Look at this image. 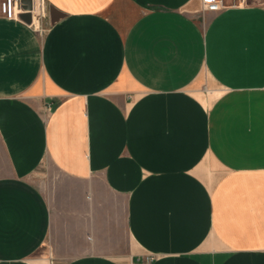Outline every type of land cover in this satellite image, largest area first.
Masks as SVG:
<instances>
[{"label": "crops", "instance_id": "0c3cea01", "mask_svg": "<svg viewBox=\"0 0 264 264\" xmlns=\"http://www.w3.org/2000/svg\"><path fill=\"white\" fill-rule=\"evenodd\" d=\"M45 3L43 33L0 16V264H264V125L237 113L255 143L236 156L215 104L232 167L208 200L188 89L207 71L219 103L264 90V0H225L205 25L201 0Z\"/></svg>", "mask_w": 264, "mask_h": 264}, {"label": "rangeland", "instance_id": "374dc122", "mask_svg": "<svg viewBox=\"0 0 264 264\" xmlns=\"http://www.w3.org/2000/svg\"><path fill=\"white\" fill-rule=\"evenodd\" d=\"M29 6L31 7V13H28L26 16L22 17V20L25 21L27 24L31 25L36 14H38V26L36 27L38 33L46 32V28L49 26V18L47 17V7L44 5L45 1L43 0H29ZM201 11L198 13V18H200L201 23L203 25L206 24V22L209 19V12L211 11H205L202 9L201 5ZM2 17V16H1ZM41 20V22H40ZM191 92L193 104H196L198 107L197 110H195V114H193V139H199L202 137V140H207V146L200 147L199 141L196 140V144L193 147L192 152L195 153L194 150H197L198 153H202L201 162H193L190 165V168H192V175L195 180L200 182L202 184L205 193H207L208 200H210V193L212 189H214V186L217 183L218 177L221 175V173L225 172L228 169H231V165L228 162H225L228 160V156L231 154L226 152L227 154H224V159L220 158V156L217 155L215 152V146H220L221 139H214L216 134V126L214 125V122H217L218 117L214 116L213 111L214 108H216L215 104H222L223 110V122L228 121L227 124L223 123V133H224V139L223 142L225 144L223 148L227 147H234L233 149H240L238 151L237 155H253V145H254V139H252L251 134L249 135V131H251V127H249V122H251V119L249 118L244 124H238L235 122L234 125H232L231 120L234 118L233 121L237 118V113L241 111L240 119L243 117V113L246 114L255 113L257 115L255 119V124H263L264 125V90L255 92V98H245V99H224L222 103H219V97L220 89L219 84L217 81L214 80L213 76L209 72H203L201 78L193 84L191 87L188 88ZM219 92V94H218ZM239 93V92H238ZM237 93V94H238ZM252 94V92H240V94ZM217 94V95H216ZM230 94V93H228ZM218 101V102H217ZM232 106L236 107V116L233 117V109ZM200 111H202V116H199ZM251 116V114H250ZM249 117V116H248ZM239 118V117H238ZM225 120V121H224ZM211 121H214L213 124ZM200 123H202V127L200 126ZM251 126V125H250ZM221 127V125L219 126ZM202 128V130H200ZM241 129L240 132L236 129V132L232 133V129ZM206 129V130H204ZM247 132V133H246ZM220 133V132H219ZM232 133V134H231ZM259 134V131H257ZM263 133L262 130H260V134ZM233 135V136H232ZM230 139V140H228ZM259 145L256 146V148L259 151V155H262L263 148V138L262 136H259L258 138ZM194 141V140H193ZM192 141V142H193ZM235 141V143L233 142ZM194 143V142H193ZM235 145H234V144ZM201 149V152L199 151ZM236 151V150H235ZM177 156H183L185 153V148L180 147L177 148ZM257 152V151H256ZM178 159V157H177ZM223 159V160H222ZM240 163V162H239ZM246 165V163H243L241 161L240 165ZM187 166V165H186ZM197 176V177H196ZM200 176V177H199ZM210 203V201H209ZM210 223L208 232L210 233ZM42 253V250H41ZM158 256V257H157ZM155 256L153 259H149L148 256H144L142 259H134L135 264H188L185 262L183 258H180L178 255L168 259L163 258L160 254Z\"/></svg>", "mask_w": 264, "mask_h": 264}, {"label": "built area", "instance_id": "2783aa9c", "mask_svg": "<svg viewBox=\"0 0 264 264\" xmlns=\"http://www.w3.org/2000/svg\"><path fill=\"white\" fill-rule=\"evenodd\" d=\"M28 1L29 0H0V16L7 19L22 20L23 16L31 13V7ZM201 4L202 9L205 11H219L227 6L225 0H201ZM44 5L46 6V3ZM154 257V255L148 256L149 259H153Z\"/></svg>", "mask_w": 264, "mask_h": 264}, {"label": "bare ground", "instance_id": "6f19581e", "mask_svg": "<svg viewBox=\"0 0 264 264\" xmlns=\"http://www.w3.org/2000/svg\"><path fill=\"white\" fill-rule=\"evenodd\" d=\"M33 25H34V27H37L38 26L37 16H35V18H34Z\"/></svg>", "mask_w": 264, "mask_h": 264}]
</instances>
